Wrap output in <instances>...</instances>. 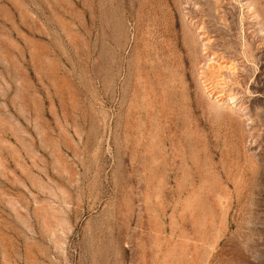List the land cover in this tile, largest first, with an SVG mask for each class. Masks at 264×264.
<instances>
[{"label": "rangeland", "instance_id": "rangeland-1", "mask_svg": "<svg viewBox=\"0 0 264 264\" xmlns=\"http://www.w3.org/2000/svg\"><path fill=\"white\" fill-rule=\"evenodd\" d=\"M0 264H264V0H0Z\"/></svg>", "mask_w": 264, "mask_h": 264}, {"label": "bare ground", "instance_id": "bare-ground-1", "mask_svg": "<svg viewBox=\"0 0 264 264\" xmlns=\"http://www.w3.org/2000/svg\"><path fill=\"white\" fill-rule=\"evenodd\" d=\"M223 1H224V0H223ZM216 4H217V3H216ZM218 4H219V3H218ZM200 28H201V27H199L197 31H199ZM201 31H202V30H201ZM203 37H204V36L201 35L199 38L201 39V38H203ZM207 43H208V41H206L205 43H203V46L209 44V43H208V44H207ZM204 49H205V48H204ZM203 53H206V52L204 51ZM212 66H213V65H212ZM207 67H208V68H211L209 65H208ZM212 68H213V67H212ZM217 97H219V96H216V98H217ZM219 99H221V98H219ZM219 99H216V100H219Z\"/></svg>", "mask_w": 264, "mask_h": 264}]
</instances>
